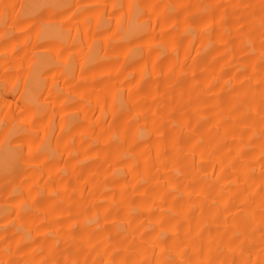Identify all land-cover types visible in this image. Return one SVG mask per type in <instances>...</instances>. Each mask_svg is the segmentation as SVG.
<instances>
[{
  "label": "bare ground",
  "instance_id": "obj_1",
  "mask_svg": "<svg viewBox=\"0 0 264 264\" xmlns=\"http://www.w3.org/2000/svg\"><path fill=\"white\" fill-rule=\"evenodd\" d=\"M0 264H264V0H0Z\"/></svg>",
  "mask_w": 264,
  "mask_h": 264
}]
</instances>
